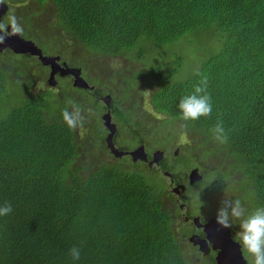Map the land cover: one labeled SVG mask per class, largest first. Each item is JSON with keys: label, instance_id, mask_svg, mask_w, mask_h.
I'll return each mask as SVG.
<instances>
[{"label": "trees", "instance_id": "16d2710c", "mask_svg": "<svg viewBox=\"0 0 264 264\" xmlns=\"http://www.w3.org/2000/svg\"><path fill=\"white\" fill-rule=\"evenodd\" d=\"M0 3L12 12L21 5L40 6L56 20L57 47L27 34L51 55L59 51L79 62L81 53L76 58L70 48L59 50L57 42L66 40L89 58L147 64L126 78L112 70L109 76L110 68L95 60L99 81L122 89L117 95L111 90L107 108L98 98L103 96L100 87L88 83L93 90L77 89L67 76H59L56 91L32 93L35 81L27 71L36 68L44 78L47 68L28 54L0 53V202L12 206L10 214L0 217V264H194L180 245L176 217L164 206V175L128 156L114 158L107 149L101 117L108 110L117 126L114 145L120 139L126 145L117 148L121 151H127L126 142L151 151V143L178 124V136L190 143L176 159L185 167H214L196 184L193 205L199 195L216 208L229 183L238 184L232 190L246 209L264 205V0ZM30 19H22L26 33ZM197 72L207 77L213 111L185 122L176 103L198 83ZM141 78L151 89L155 113L164 116L155 125L149 120L151 127L135 110L140 104L134 90ZM69 100L84 116L82 125L71 130L61 118V110L70 109ZM218 120L228 130L224 144L211 136ZM160 167L171 171L163 162ZM174 175L183 179L181 172ZM73 246L80 248L77 262L69 255Z\"/></svg>", "mask_w": 264, "mask_h": 264}, {"label": "rangeland", "instance_id": "374dc122", "mask_svg": "<svg viewBox=\"0 0 264 264\" xmlns=\"http://www.w3.org/2000/svg\"><path fill=\"white\" fill-rule=\"evenodd\" d=\"M25 5H21L19 7L13 8V12L10 11L7 15V17L3 18V21H6L8 16L10 14H14L15 16L18 15L17 19L18 21L21 23L22 27H23V31L20 34V37L24 40L27 41H32L36 46L39 45L42 51V53L44 55H46L47 57H59L61 62H64L66 64V66L68 68H75V69H80L81 70V75L82 78L89 84H91L93 87H100V91L102 93L103 96L109 95L112 97L111 94V90L114 92L115 95L122 93V89L117 85V84H107L104 85L102 82L99 81V72L96 69H93V66L98 65L99 63L95 62V60L101 62V66H105L107 68H110L109 71L107 72L108 75L110 76V71H114L116 73V76L118 77H123V75L126 76V78L128 76H130L132 74V72L135 69H139V68H145L146 67V63H139V62H130L126 59H121V58H107L106 57H93L90 56V58L87 56L88 53L85 54V52L82 50H80L79 48H76V46H73L70 44L69 41L66 40H60L57 42L59 50L62 51L60 48L67 50V49H71L72 50V55L75 54L76 58L79 57L78 53H81L83 56L80 58L81 60L78 62L77 59L73 58L72 56L68 55V54H60L59 51H55V53L53 55H51V53H48L46 51V47L45 46H41L39 41L36 40L34 37H30V36H34L36 34H38L40 36V39L43 37L46 43H49L52 47H57L55 46L56 43L53 40L54 37L58 36V30L56 28V20H53L52 16H48V15H44L42 13V10L40 8V6H36L33 10L31 9H24ZM29 16L31 17V21H30V32L26 33V29H27V24H25L24 20L26 18H29ZM24 19L22 20L21 19ZM30 36H28V35ZM4 52V51H3ZM1 52V53H3ZM74 56V55H73ZM97 67V66H96ZM98 68V67H97ZM48 69V68H47ZM29 74V77L31 79H33L35 82L33 83L32 87H31V92L35 93L38 91H45V90H53L56 91L58 89V87L60 86V77L56 76V86L51 88L48 84H47V79H48V75H49V69L47 70V75L44 76V78L38 73L37 69H30L27 71ZM123 72V73H121ZM114 74V73H113ZM142 82L138 84L137 87H140L137 90H134V94L136 96V102H139L140 105H137V108H135L136 112L138 115H140V117L144 118V125L149 124V120H151V122H153V124H158L161 121H164V116L158 115L155 113L153 107L150 104V91L151 89L149 88L148 84L145 82V80L143 78ZM101 80V79H100ZM120 81V80H119ZM72 82V80L70 81ZM124 84L122 82L121 87H123ZM125 87V86H124ZM133 98H135L133 96ZM105 114V113H104ZM102 114V116L104 115ZM144 114L146 116H149L148 119L145 118ZM102 121V120H101ZM113 124L114 121H112ZM147 123V124H146ZM116 125V124H115ZM150 126V124H149ZM117 127V126H116ZM151 127V126H150ZM171 130H168L169 133H164L162 134V138L161 140L154 141V144L152 145L151 143V148L152 149H159L161 151L165 150L167 153V157L169 158V164L174 166V171L178 174V172H181L183 174V179L186 178V176H189L190 172L195 168L194 164H188L186 167L183 165V162L178 161V159H175V157H178L180 152H183V150H185V146H187V144L190 143V141L188 140L187 137L185 136H178V124H176L174 127H171ZM176 128V129H175ZM173 131L177 132V136H171L170 134H173ZM164 132V130L162 131V133ZM80 134H83V131L80 132ZM161 136V135H160ZM160 138V137H159ZM120 146H119V145ZM117 144V148H123V146H126L124 141L122 139L119 140V143ZM126 144L128 145V148H125L127 151H131L132 149H134L135 147H137L138 145L135 143H131V142H126ZM158 152V151H157ZM201 166H203V168L205 167V169H201V167L198 165L197 167H199L201 169V175L204 174V171H208V172H212L214 170V167L212 165H207L205 163H201ZM196 167V168H197ZM208 181H210L209 178H207ZM235 179H237L235 177ZM229 188H225L226 190L221 192L222 193V197L224 196V198L227 199H233V198H240L241 196H239L238 192H233V187L237 186L238 188V184H232L229 183ZM220 192H216L215 196L216 197H220ZM195 197V196H194ZM221 197V199H222ZM194 200V198H192ZM221 199H218V203L217 206L219 204V201ZM242 202V200H241ZM213 203H210L207 209L211 212H214L213 209ZM215 205V204H214ZM216 206V208H217ZM246 207V206H245ZM183 232L178 231V235L180 238L183 239ZM193 240V239H192ZM218 246L222 247V249H225V247L227 246V243L225 241L224 237H220L218 239ZM246 260V259H245ZM249 264V261L246 260Z\"/></svg>", "mask_w": 264, "mask_h": 264}, {"label": "clouds", "instance_id": "9594fccd", "mask_svg": "<svg viewBox=\"0 0 264 264\" xmlns=\"http://www.w3.org/2000/svg\"><path fill=\"white\" fill-rule=\"evenodd\" d=\"M23 31L21 23L14 14H10L5 22H0V43H3L9 34H18ZM198 83L193 85L190 92L181 96L176 103L179 117L182 121H196L201 117H208L213 111V102L207 91V77L201 75ZM70 105L61 110V118L68 129H74L82 125L84 116L81 107L74 101L67 102ZM212 138L218 144H224L228 140V130L222 121H217L210 129ZM198 208L203 202L198 198ZM12 211L8 202H0V217L7 216ZM215 223L223 229L236 228L233 237L234 242L245 254L249 264H264V205L251 210L245 208L240 198H223L214 213ZM69 255L73 262L80 260V248L73 246L69 249Z\"/></svg>", "mask_w": 264, "mask_h": 264}, {"label": "flooded vegetation", "instance_id": "af4514ba", "mask_svg": "<svg viewBox=\"0 0 264 264\" xmlns=\"http://www.w3.org/2000/svg\"><path fill=\"white\" fill-rule=\"evenodd\" d=\"M9 10L6 12V14L2 17V19L8 14ZM3 22V20H1ZM8 49H4L3 51H6ZM64 62L60 61V64L62 65ZM49 69V67H46ZM47 69V70H48ZM50 71V69H49ZM59 77V73L55 75ZM70 80H72L71 76H67ZM100 99V96L98 97ZM145 128V127H144ZM108 134V132H107ZM138 146L134 149L143 146L141 144H137ZM124 147V146H123ZM144 147V150L146 154L148 155V160H152V155L160 151L159 149H151L149 151L148 149ZM132 149V150H134ZM131 150V151H132ZM160 152H163L164 156L162 160L154 164V168H158L161 172V174L164 175L166 178V195L164 200V206L169 209V212H172V215L176 217L177 222L174 226V229L178 233V231L182 230L183 239L182 243L180 245L184 246L187 251L186 255L188 260L190 259L191 262L194 264H218L217 263V255L222 249L220 250L218 247V239L220 237H224L226 241V233L225 229L220 228L215 222H214V213H215V206L213 211L210 212L207 208L212 203L210 199H207L200 208H198V204H194V200L192 199L195 195L193 192L196 189V184L199 182L194 183L193 185L189 184V176H186L185 179L178 180V177L174 175V166L169 164V158L167 157V152L165 150H162ZM177 157H175L176 159ZM164 163V166H167L170 170H161V163ZM152 167V168H153ZM196 168V167H195ZM198 171L201 175V169L199 167ZM167 174H170L171 176H168ZM202 177V175H201ZM183 185L185 187L184 190H181L178 193V186ZM198 188V187H197ZM179 220V223H178ZM210 223V224H209ZM209 224V225H207ZM234 229H229L228 236L234 241L233 237L235 235ZM178 235V234H177ZM178 237V236H177ZM182 237V236H180ZM193 239L192 241H190ZM196 245H194L195 243ZM227 243V242H226ZM215 248V249H214ZM191 250V252H189ZM203 250V251H202ZM242 252V251H241ZM243 258H245V254L242 252ZM247 260V259H246ZM247 262V261H246ZM248 263V262H247Z\"/></svg>", "mask_w": 264, "mask_h": 264}, {"label": "water", "instance_id": "95a60500", "mask_svg": "<svg viewBox=\"0 0 264 264\" xmlns=\"http://www.w3.org/2000/svg\"><path fill=\"white\" fill-rule=\"evenodd\" d=\"M9 10L8 5L4 3H0V22L2 17L6 14ZM4 49H8L14 54L17 55H29L32 57H36L39 62L45 66L49 67L50 72L47 79V84L53 88L56 86L57 82L55 79V75L59 73V76H71L72 77V86L77 89H90L93 90L94 88L91 87L83 78L80 69L75 68H68L65 63L62 65L60 64L59 57H47L44 56L41 49H39L32 41L24 40L18 34H9L5 37L3 43H0V53L3 52ZM100 100L105 104L107 108H109L111 104V96H101ZM104 127L107 129L108 134L105 137L106 147L109 152L114 156V158L121 159L125 156L131 158L133 162L142 161L148 164L151 168L154 164L159 163L164 154L163 152H155L152 156V160H148V155L146 154L144 147L140 146L132 151H121L116 148L113 143V137L116 133V125L112 123V117L110 111H106L105 114L101 117ZM171 176L170 174H167ZM189 184L193 185L196 182H199L202 177L198 171V168H194L189 174ZM185 187L183 185L178 186V193L181 190H184ZM215 222V220H214ZM210 224V223H209ZM207 224V225H209ZM226 233V242L227 246L225 249L222 247H218L220 251L217 255V263L218 264H248L246 260L243 258L242 252L239 249L238 245L228 236L229 229H225ZM192 241V239L190 240ZM194 242V241H193ZM195 243V242H194ZM196 245V243L194 244ZM215 249V248H214ZM203 251V250H202Z\"/></svg>", "mask_w": 264, "mask_h": 264}]
</instances>
